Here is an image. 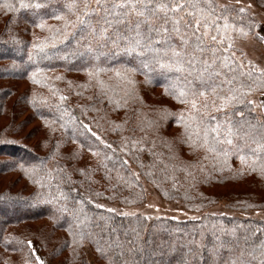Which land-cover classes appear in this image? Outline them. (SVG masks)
<instances>
[{
	"label": "trees",
	"instance_id": "1",
	"mask_svg": "<svg viewBox=\"0 0 264 264\" xmlns=\"http://www.w3.org/2000/svg\"><path fill=\"white\" fill-rule=\"evenodd\" d=\"M253 1L264 9V0ZM38 2L43 5L40 9H23L19 0H0V264H37L34 247L43 252L47 264H259L260 250L255 246L264 241V174L242 163L236 146L264 135V107L258 111L254 102L247 103L253 97L264 100V90L248 93L244 103L219 111L212 107L209 96L207 115L203 108L192 113L189 105L171 93L193 81L196 90L219 85V94L226 96L235 83L222 81L232 73L221 69L222 76L209 79L205 75L203 83L197 80L202 61L212 59V45L206 43V51L194 52V38L184 47V72L160 67L157 58L165 63L173 60L171 51L165 50L181 48L170 24L171 39L154 44L160 52L140 56L118 50L111 42L116 33L131 37L129 27L134 31L142 19L132 13L125 23L113 25L105 41L98 42L78 25L67 40L55 47L49 44L46 54L37 53L33 43L52 35L48 28L36 26L41 20L62 28L63 21L54 16L75 19L64 8L66 0ZM5 3L18 10L9 11L3 7ZM245 16L236 22L248 27L252 21L249 36L255 35V18L250 11ZM104 18L103 11L91 16L97 31ZM163 18L160 14L153 26L159 27ZM142 32L145 45L148 37L158 40L146 25ZM240 39L244 38L236 40ZM125 45L121 40L120 48ZM232 51L235 57L229 53L230 58L247 66L248 59L236 46ZM188 53L197 61V72L191 75ZM222 54V49L216 53L217 57ZM124 67L136 69L130 73L134 83L127 84L115 75L114 70ZM95 68L104 69L98 74L103 86L95 76L88 77L86 70ZM60 96L66 99L61 101ZM199 99L202 104L204 98ZM181 113L196 119L189 120L185 128L178 122ZM226 118L241 135L249 136L244 140L234 137L233 145L216 144V151H208L201 146L205 126ZM84 124L112 149L91 136ZM213 135L209 133L210 144ZM124 137L129 139V149L131 140L140 141L142 149L138 145L121 152ZM190 137L198 146L191 145ZM90 149L100 154L93 155ZM245 153L250 155L247 148ZM105 155L111 158L105 160ZM123 160L128 161L127 166ZM32 168L34 172L24 171ZM146 185L162 200L180 205L196 218H149L97 207L136 206L144 199ZM217 207L222 212H212ZM70 227L72 232L92 233L102 244L110 243L107 258L89 240L79 247L73 245Z\"/></svg>",
	"mask_w": 264,
	"mask_h": 264
},
{
	"label": "snow or ice",
	"instance_id": "2",
	"mask_svg": "<svg viewBox=\"0 0 264 264\" xmlns=\"http://www.w3.org/2000/svg\"><path fill=\"white\" fill-rule=\"evenodd\" d=\"M95 6H92V5ZM43 5L38 2V0H19V7L23 9L34 8L40 9ZM3 7L7 8L9 11H17L18 9L13 8L10 4L5 3ZM252 4L248 3L247 5L242 4L241 0H229L228 3H220L219 0H112L111 3L107 0H66L64 8L68 13L75 17L74 20L68 19L65 14L56 15L53 18L56 20L63 21L62 28H57L51 25H47L43 20L36 26L39 28H48L51 32L50 39L46 38L45 41L39 43H33L32 48L37 50V53H45V49L51 45L55 47L57 43H62L64 40H67L72 29H75L78 25L82 28H86L91 34H93L97 41H105L109 39V30L113 28V25L125 23V18L128 17L129 13L134 14L137 17L142 19L138 20L134 25V31L132 27H129V32L132 33V36H122L119 32L116 33V39H113L111 42L114 47L118 50L123 51L129 55L132 53H137V55H144V52H160L161 49L154 47V44L160 42L161 40L171 39L169 34V27L171 25V34H174L180 38L181 48L177 50L175 46L170 49L165 50L171 51L173 60L171 62L165 63L157 58V63L160 67L175 69L177 72H184L185 63L182 59L184 55V47L187 46L190 41L194 38L195 43L193 45L194 52H204L206 51V43H211V53L212 59H204L202 61L203 67L199 69V73L196 76L197 80H200L203 83L205 75L209 79L215 76H222L223 73L221 69H227L229 73H232L231 77H225L222 83L226 85H233L229 93L224 96L220 95L218 92L219 85H214L207 90L200 89L196 90L193 88V81H187L186 86L178 88L176 91L172 92L174 98L179 100V102L184 103L190 106V111L192 113L200 111V108H203L205 115H207V110L209 107L208 97L211 96L212 107L219 111L221 109L229 108L234 104L244 103V96L248 93L254 91L264 90V68H261L255 65L251 60H247V66L244 62H237V60L230 58L235 57V52L232 49L235 48V40L237 38H247L251 32L252 21H248V27L238 24L236 21H242L246 19L245 14L251 9ZM122 9H127V11H121ZM101 11L105 13V18L103 25L100 26L99 31L93 23L91 22V16L93 14H98ZM160 14H163V23L159 27H154L153 22L155 19L160 18ZM111 17V19L109 18ZM222 22V23H221ZM142 25H146L148 32H155L158 40L153 41L148 37V44H144L146 39L142 32ZM163 34V35H161ZM257 38L261 41H264V36H260L258 33H254ZM123 40L126 42V45L123 48H120V41ZM227 42V46L223 45ZM103 46V45H102ZM138 49H143L142 51H137ZM222 56L217 57L216 53L221 51ZM92 51L91 48L88 49ZM46 54V53H45ZM191 57L189 60V67L192 72H197L195 67L196 57L193 53H188ZM33 54L30 52L29 58L32 59ZM219 63L220 67L217 68L216 64ZM143 66L148 68L149 65L147 62H144ZM40 69H37L39 72ZM89 79L91 80L94 76L97 78V83L103 86V82L99 80L98 74L104 69L95 68L94 70H86ZM115 75L121 80L125 81L127 84H132L134 81L131 79L130 73L136 71L135 68L124 67L122 69L114 70ZM35 74H33L34 78ZM60 78V77H57ZM250 81V83H245L244 79ZM34 82H37L34 80ZM83 87H87L84 85ZM173 89H176V85H172ZM166 91H169L166 88ZM203 97L204 102L200 104V99ZM61 101L66 99L65 96H60ZM110 102H111V98ZM219 100L220 103L217 105L216 100ZM247 103L252 104V100H248ZM198 104L200 107H198ZM117 107L121 106L119 103ZM264 107V105H261ZM75 119V118H73ZM196 119L195 116L185 117L181 113L178 117V122L183 123L185 128H187L188 121ZM208 119H215V117H208ZM62 127L64 125H61ZM119 127V125L117 126ZM251 128L252 126L249 125ZM84 129L95 137L97 141L104 145L107 149H112V145L101 139L96 132L87 125H83ZM209 133H214L211 137L212 143H209ZM83 134V133H81ZM239 136L241 140H244L245 137L249 136V133H244L241 135V132L238 128L234 127L232 121L225 119L223 121H218L214 126H205L203 133V144L208 151H216V144H228L233 145V138ZM222 137V138H221ZM124 143L121 146V152H129L132 149H136L139 145L142 149V144L138 140H131V149H129V139L127 137L122 138ZM191 140V145L193 147L198 146L195 139ZM254 144L255 147H249V145ZM245 148L248 149L247 154L245 153ZM237 152L241 153L239 159L242 163H247L248 167L252 170H258L264 174V135H260L257 138L248 140L245 144L236 146ZM92 151V149H90ZM115 150L113 149V152ZM93 155H99L97 151H92ZM220 153H218L219 155ZM225 158L228 155V152L222 153ZM111 157L105 155L104 159H110ZM124 166H127L128 161L123 160L121 162ZM142 166V165H141ZM23 168V165H21ZM26 173L34 172L35 168L24 169ZM83 171V170H81ZM132 176H135V173H131ZM117 179H122L119 171L117 172ZM138 180L139 178L136 177ZM62 195V194H61ZM97 207H103V205H97ZM66 210V209H62ZM109 211H114V209H109ZM127 215V214H125ZM83 223V221H80ZM259 231V230H258ZM69 233L72 236V244L77 247L83 245L85 240L93 242L96 246L97 252L102 256L106 257L108 248L111 247V244L108 242L101 243V240L95 237L92 233H87L83 231L72 232L71 227L69 228ZM31 242H29V247L31 248ZM258 248L260 255L259 264H264V241H261L259 245L255 246ZM252 255V253H249ZM253 259L256 257L253 256ZM37 264H43L37 257ZM235 264V262H233ZM245 264V262H241Z\"/></svg>",
	"mask_w": 264,
	"mask_h": 264
},
{
	"label": "rangeland",
	"instance_id": "3",
	"mask_svg": "<svg viewBox=\"0 0 264 264\" xmlns=\"http://www.w3.org/2000/svg\"><path fill=\"white\" fill-rule=\"evenodd\" d=\"M220 3H228L229 0H219ZM242 4L247 5L252 4L249 11L255 18L256 33L260 36H264V9L259 8L253 0H241ZM235 46L242 52L246 59L251 60L257 66L264 68V41L257 38L256 35L248 36L247 38L236 40ZM253 102L256 105L258 111H262L261 104H264L262 97H253ZM105 209H114L116 212L123 214H142L149 218L156 217H168L176 219H194L195 214H191L183 210L180 205L172 204L162 200L151 187L145 186V195L143 201L133 207L118 208L116 205H104ZM212 212H222V207H217L212 210ZM36 245V244H34ZM33 245V246H34ZM36 256L39 257L43 264H47V259L43 252H41L37 247L35 248ZM87 258L91 261V254H87Z\"/></svg>",
	"mask_w": 264,
	"mask_h": 264
}]
</instances>
